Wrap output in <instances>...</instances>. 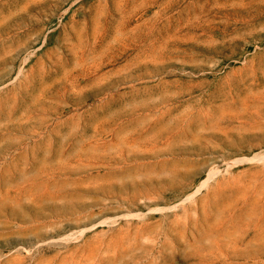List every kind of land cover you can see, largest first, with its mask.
<instances>
[{
    "label": "rangeland",
    "instance_id": "obj_1",
    "mask_svg": "<svg viewBox=\"0 0 264 264\" xmlns=\"http://www.w3.org/2000/svg\"><path fill=\"white\" fill-rule=\"evenodd\" d=\"M0 264H264V0H0Z\"/></svg>",
    "mask_w": 264,
    "mask_h": 264
},
{
    "label": "bare ground",
    "instance_id": "obj_2",
    "mask_svg": "<svg viewBox=\"0 0 264 264\" xmlns=\"http://www.w3.org/2000/svg\"><path fill=\"white\" fill-rule=\"evenodd\" d=\"M260 101V100H259Z\"/></svg>",
    "mask_w": 264,
    "mask_h": 264
}]
</instances>
